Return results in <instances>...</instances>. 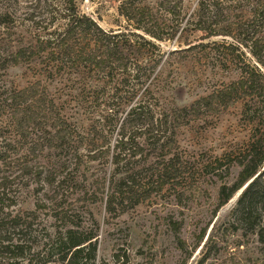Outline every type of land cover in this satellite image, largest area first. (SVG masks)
<instances>
[{"label": "trees", "instance_id": "obj_1", "mask_svg": "<svg viewBox=\"0 0 264 264\" xmlns=\"http://www.w3.org/2000/svg\"><path fill=\"white\" fill-rule=\"evenodd\" d=\"M183 3L122 0L119 12L128 26L106 30L82 13L76 0H63L47 23L36 28L32 43L0 60V69L25 66L35 77L26 86L12 87L5 99L0 207L16 206L10 191L20 175L37 184V194L51 198L56 221L53 232L44 229L42 241L33 242L36 213L3 212L0 264H95L99 224L71 222L69 211L75 209L64 207L59 198L65 187L83 192L80 177L92 181L90 192L80 196L83 205L101 201L111 217L154 198L170 197L184 205L198 195L215 197L216 217L239 194L226 229L244 230L264 244V0H247L240 15L228 10L225 19L221 1L199 0L191 23L206 33L205 39L235 38L228 45L214 41L211 50L224 48L237 77L210 86L189 106L163 108L151 90L155 78L150 79L163 61L159 43L181 30L183 20L177 19ZM8 19L7 14L2 18ZM196 47L206 53L211 46L201 42L190 48ZM67 99L93 116L88 126L71 120ZM239 102L250 131L247 141L222 155L195 156L181 148L182 126L207 121ZM97 164L103 175L91 171ZM233 167L239 168L234 178ZM37 205L50 208L44 201ZM169 223L178 232L182 220L170 217ZM211 223L196 233L194 250L206 239L199 264L218 249L219 235L207 234Z\"/></svg>", "mask_w": 264, "mask_h": 264}, {"label": "rangeland", "instance_id": "obj_2", "mask_svg": "<svg viewBox=\"0 0 264 264\" xmlns=\"http://www.w3.org/2000/svg\"><path fill=\"white\" fill-rule=\"evenodd\" d=\"M76 1L82 13L92 16L106 30L125 29L128 26L127 20L119 12L122 0ZM156 1L158 0H150L153 3ZM219 1L222 2L225 15L221 16L222 19L227 17L228 10L232 12V16L240 15L241 8L247 5V0H240L238 3H232L233 0ZM62 2L63 0H0V60L21 45L32 43L36 28H42L54 11L61 7ZM198 3L199 0H184L182 15L177 19L183 20L181 30L174 39L159 43L163 61L150 81L155 78L151 90L160 107L189 106L199 95L205 94L210 86L221 80L228 81L237 77L236 71L232 72L234 67L225 61L224 48H220L219 52L211 50L214 41L228 45L234 42L235 38L213 36L205 39L206 33L191 23ZM6 14L11 20L3 22L2 18ZM201 42L211 46L207 48L206 53L201 52L199 47L190 48L191 45L198 46ZM244 50L254 63L249 50ZM34 80L32 72L25 66L0 69V124L5 120L7 92L12 87L20 88ZM66 104L70 106L71 120L88 126L93 116L77 110L70 99H67ZM242 110L243 103L239 102L220 115L208 117L207 121L195 120L188 126H182L178 134L179 145L195 156L199 153L222 155L241 145L249 139L250 134L249 127L241 119ZM96 116L100 117L98 112L95 113ZM96 166L91 171L103 175L104 169L98 164ZM238 171V167H233L232 178ZM19 176L10 191V196L17 204L12 208L5 205V209L0 207V216L6 211L12 214L35 212L38 224L34 225L32 240L41 242L44 229L53 232L56 223L51 215V198L47 199L41 192L37 194V184ZM79 180L85 191L92 189V181L81 177ZM84 190L74 193L72 189L65 187L59 198L60 202L65 204L64 207L72 205L75 209L69 211V219L73 220L71 222L81 221L88 227L93 226L94 220L99 224L95 264H199L205 251L202 247L206 239L194 250L197 243L196 233L211 221L207 234L216 232L219 235V243L217 251L212 253L204 264H264V244L258 242L257 236L244 230L235 232L233 229H226L229 226L228 216L236 205L239 194L235 195L216 217H213L215 197L206 199L202 195H198L194 202L184 205L175 204L170 197L154 198L119 217H111L106 213L101 201L96 205H83L80 196L86 193ZM41 201L50 205V208H39L37 204ZM170 217L182 220L178 232L172 229ZM213 226L216 228L213 229ZM179 239L186 244L185 248Z\"/></svg>", "mask_w": 264, "mask_h": 264}]
</instances>
